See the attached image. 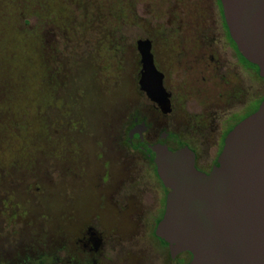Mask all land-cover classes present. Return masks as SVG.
Wrapping results in <instances>:
<instances>
[{
    "label": "rangeland",
    "instance_id": "rangeland-1",
    "mask_svg": "<svg viewBox=\"0 0 264 264\" xmlns=\"http://www.w3.org/2000/svg\"><path fill=\"white\" fill-rule=\"evenodd\" d=\"M226 33L218 0H0V264L86 260L89 228L113 264H177L154 236L165 189L127 135L143 117L210 170L218 117L264 97ZM140 38L166 75L168 119L139 89Z\"/></svg>",
    "mask_w": 264,
    "mask_h": 264
},
{
    "label": "water",
    "instance_id": "water-1",
    "mask_svg": "<svg viewBox=\"0 0 264 264\" xmlns=\"http://www.w3.org/2000/svg\"><path fill=\"white\" fill-rule=\"evenodd\" d=\"M239 53L264 77V0H220ZM140 86L149 100L168 107L164 75L152 42L140 38ZM167 190L156 235L189 264H264V100L227 135L218 165L207 175L187 146L171 149L140 141Z\"/></svg>",
    "mask_w": 264,
    "mask_h": 264
},
{
    "label": "flooded vegetation",
    "instance_id": "flooded-vegetation-1",
    "mask_svg": "<svg viewBox=\"0 0 264 264\" xmlns=\"http://www.w3.org/2000/svg\"><path fill=\"white\" fill-rule=\"evenodd\" d=\"M222 14H221V19H222V23H223V28L226 30V37L228 38V44L230 45V47L233 48L235 54H237L238 60L239 62L247 69H254L252 68L250 65L246 64L242 58H241V54L239 53L238 49L234 47V45L232 44L231 39L229 38V31L228 28L225 27L224 25V21H223ZM152 52H153V47H152ZM154 54V53H153ZM155 58V57H154ZM141 63V62H140ZM156 63V61H155ZM157 66V64H156ZM158 70L163 73L159 67L157 66ZM255 70V69H254ZM141 72V69H140ZM164 78H163V86L167 92L168 95V107H164V104L159 103L158 101L155 100H149L147 95L145 94L144 91H142L141 86H140V75L138 78V86L139 89L141 91V93L147 98V100L150 102V104L152 105V112L154 113H158L160 115H163V117H166V119H168L169 115H171L174 111V104H173V96L172 93L169 91L168 87L166 86V75L163 73ZM264 79V77H262ZM264 99V97H262L261 99H257L255 101H253L252 99L249 100L246 105L239 111L237 112H225L222 116L218 117L219 118V123L218 125H215L214 129L211 130V132H209L212 135L211 138V143L207 142V148L206 149H214L215 150V156L212 157L211 159H208L207 162H209L210 164V170L204 172L203 170H201L198 167V161H199V154L193 149V147L185 140L182 139H178L175 136H171L169 135L167 132H162L160 134L157 133V131L155 132L154 128L151 129V127L149 126V122L148 120H145L143 117L140 116H135L132 118L131 122H130V128H129V132L127 135V142L138 148V145L140 143L141 140H143L146 143L149 144H159L161 143L163 146H168L171 149H174L173 146L170 145V143H174L176 145H178L179 147H183V146H187L189 147L191 150H193L196 153V167L198 170H200L203 173L209 174L217 165H218V158L224 148V144H225V140L227 135L235 128V126H237L241 121H243L244 119H246L247 117L251 116L259 107V105L261 104L262 100ZM157 128V127H155ZM148 132H152V139L151 137H149V133ZM147 134V135H146ZM205 137H203L204 139ZM172 141V142H171ZM204 144V143H203ZM140 150V149H139ZM146 157L147 159L152 162V164L154 165V171L155 174L158 177L157 174V167L155 165V163L153 161H151L148 156L146 155V153L142 150H140ZM159 178V177H158ZM160 180V178H159ZM161 181V180H160ZM162 183V181H161ZM163 184V183H162ZM164 187V186H163ZM165 189V187H164ZM167 190L165 189V206H164V210L163 213L161 214L160 218L157 219L156 221V226H155V230H154V236L156 239H158L162 245L166 246L169 248V245L164 242L162 239H160L159 237H157L156 235V229H157V225L160 222V220L163 218L164 213H165V209H166V199H167ZM104 233H99L96 232L95 230H93V228H89L87 233H85L81 239H79V243H80V250L82 253L86 254V260H82V261H78V262H66V263H62L61 260L56 259L55 261L49 263L48 261H44L41 264H113L109 257H108V253H106L104 247ZM170 250V248H169ZM183 255H187V260H183L181 257ZM170 259L173 260L174 262H176L177 264H189L190 263V256L186 253H181L178 255H172L171 251H170V255H169ZM104 261V263H102Z\"/></svg>",
    "mask_w": 264,
    "mask_h": 264
},
{
    "label": "trees",
    "instance_id": "trees-1",
    "mask_svg": "<svg viewBox=\"0 0 264 264\" xmlns=\"http://www.w3.org/2000/svg\"><path fill=\"white\" fill-rule=\"evenodd\" d=\"M218 4H219V7H220V11H221V14H222V17H223V10H222V5H221V1L220 0H218ZM223 21H224V25H225V27L227 28V26H226V22H225V20H224V18H223ZM229 38L231 39V41H232V44L234 45V47L235 48H237V46H236V44H235V42L232 40V38L230 37V35H229ZM241 58H242V60L246 63V64H248V65H250L252 68H254L258 73H259V68H258V66H256V65H254V64H251L250 62H248L242 55H241ZM264 100V99H263ZM262 100V101H263ZM260 106V105H259ZM259 108V107H258ZM258 110V109H257ZM256 110V111H257ZM255 111V112H256ZM254 112V113H255ZM253 113V114H254Z\"/></svg>",
    "mask_w": 264,
    "mask_h": 264
}]
</instances>
